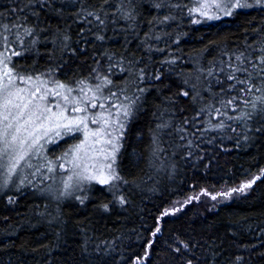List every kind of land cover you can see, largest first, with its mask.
I'll use <instances>...</instances> for the list:
<instances>
[{"label":"trees","instance_id":"16d2710c","mask_svg":"<svg viewBox=\"0 0 264 264\" xmlns=\"http://www.w3.org/2000/svg\"><path fill=\"white\" fill-rule=\"evenodd\" d=\"M197 1L0 0L17 80L100 83L130 109L112 184L0 188V264H264V173L230 201L206 195L264 170V9L198 21ZM237 67L251 77L229 80Z\"/></svg>","mask_w":264,"mask_h":264},{"label":"rangeland","instance_id":"374dc122","mask_svg":"<svg viewBox=\"0 0 264 264\" xmlns=\"http://www.w3.org/2000/svg\"><path fill=\"white\" fill-rule=\"evenodd\" d=\"M235 3L236 0H198V21L213 22L215 17L226 15ZM241 3H247L249 6L233 9L232 12L264 9V3L257 4V0H241ZM8 69L0 51L1 190L9 191L13 187L17 188L25 182H30L39 187L41 192L46 191L43 195L67 197L78 193L74 196L79 199L82 189L86 190L91 184L100 183L99 179L88 180L84 177H116L115 163L123 128L121 125L124 126L126 117V106L105 105L108 100L101 92L100 83L92 87L93 91L79 87L77 92H72L59 85H50L40 78L20 76L17 80ZM76 108L82 111H74ZM83 117L87 118L84 123H71ZM93 120H96V123H93ZM64 125L71 126L73 130L68 131ZM13 136L16 137L14 142ZM78 145L82 146L77 149ZM21 151L26 152L27 156L17 169L9 174L12 157ZM108 164H112V168H108ZM263 173L264 170L231 189H238L249 181H252V186ZM110 183H113V179L108 184ZM65 184L69 185L67 189ZM250 188L244 192H232L227 197L219 194L231 189L206 195L217 205L247 193ZM202 193L194 194L193 198L197 199ZM214 196L216 199H213ZM177 205L171 206L166 212H174Z\"/></svg>","mask_w":264,"mask_h":264},{"label":"snow or ice","instance_id":"6c2138e0","mask_svg":"<svg viewBox=\"0 0 264 264\" xmlns=\"http://www.w3.org/2000/svg\"><path fill=\"white\" fill-rule=\"evenodd\" d=\"M261 3H264V0H257V4H261ZM249 5L247 3H241V0H236V3L235 4H232L231 8L229 9V11L227 13H225L226 15H230L231 12H232V9H238V8H244V7H248ZM210 19H212V17H209ZM7 27V26H5ZM237 60L241 61V63H243L241 57H237L236 58ZM253 67H255V65H253ZM261 73H264V64L261 65L260 67V70H259ZM239 72H244V73H248V76L249 78L251 77L252 73H250L248 71V68L247 67H237V68H234L233 69V75H230L228 76V79L229 80H233L235 78V73H239ZM241 84H247L248 83V80H242V81H239ZM108 83H110V81H108ZM59 87H64L63 85H59ZM242 91H244V89H241ZM249 91H251V87L248 89ZM69 91H71V89H69ZM185 95H187V93H185ZM65 99L67 100V97H65ZM228 104H231L232 101L229 100L227 101ZM93 107H95V104H93ZM101 107H103V105H101ZM253 107H255V105H253ZM74 111H82L81 109L79 108H76L74 109ZM129 111L130 109H125L124 111V115L127 116L129 114ZM87 118L86 117H83V118H80V119H77V120H74L72 121L71 123L72 124H76V125H79L81 123H84V121L86 120ZM93 123H96V120H93L92 121ZM105 123H107V121H105ZM86 126V125H85ZM64 127L67 128L68 131H72L73 128L69 125H64ZM121 127H123V125H121ZM97 133H93V135H96ZM0 139H2V136H0ZM12 140L13 142L16 140V137L13 136L12 137ZM108 143H111V141H108ZM23 144V141H21V145ZM82 145H78L76 146L77 149H79ZM8 145L6 144L5 145V149H7ZM115 151V149H114ZM27 156V153L26 152H23L21 151L18 155L16 156H13L12 157V162L9 166V174H11L12 172H14L16 169H17V166L20 164L21 161H23L25 159V157ZM108 168H112V164H108L107 165ZM117 177H112V176H108V177H104V178H99V177H95V176H87V177H84V179H88V180H92V179H99V182L101 184H108L109 181L111 179H116ZM251 184H252V181H249L248 183H244L242 184L238 189H231L229 192H226V193H221L219 195H223L225 197L227 196H230L232 194V192H244L247 188L251 187ZM69 187V185L65 184V188L67 189ZM213 199H216V197L214 196ZM121 203H123V200H121ZM105 208H107V205L104 206ZM167 214V213H165ZM157 232H159V228H157L156 230Z\"/></svg>","mask_w":264,"mask_h":264},{"label":"bare ground","instance_id":"6f19581e","mask_svg":"<svg viewBox=\"0 0 264 264\" xmlns=\"http://www.w3.org/2000/svg\"><path fill=\"white\" fill-rule=\"evenodd\" d=\"M36 181H37V180H36ZM27 184H28V182H27ZM29 184H30V182H29ZM27 186H30V185H27ZM25 187H26V186H25ZM36 188H37V187H36ZM38 188H39V187H38ZM34 189H35V188H34ZM35 190H37V189H35ZM57 190H58V189H57ZM59 191H60V189H59ZM61 191H62V190H61ZM33 192H34V191H33ZM36 193L39 194L40 192L38 193V191H36ZM46 198H47V197H46ZM54 199H55V198H54ZM66 199H68V198H66ZM52 200H53V199H52ZM56 200H57V199H56Z\"/></svg>","mask_w":264,"mask_h":264}]
</instances>
